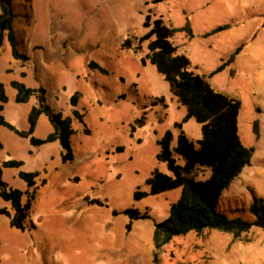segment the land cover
Listing matches in <instances>:
<instances>
[{
    "label": "rangeland",
    "instance_id": "1",
    "mask_svg": "<svg viewBox=\"0 0 264 264\" xmlns=\"http://www.w3.org/2000/svg\"><path fill=\"white\" fill-rule=\"evenodd\" d=\"M13 9L18 48L28 59H13L7 41L0 49V83L7 96L1 113L16 129L27 130L37 100L16 102L10 81L43 85L47 103L72 120L74 158L62 162L58 140L34 146L0 126V162L23 161L20 168L3 169L4 181L25 190L18 171H39L24 228L0 215V264H264V230L259 228L249 233V242L211 229L174 237L155 250L154 226L167 216L179 189L133 197L135 190H148L145 179L153 170L167 171L157 159V141L166 130L171 147L180 131L194 142L201 137L193 118L175 125L185 117V106L155 66L140 60L147 53V41L139 42L147 14L175 27L188 18L194 38L177 32L171 40L188 55L194 72L209 73L243 44L231 65L233 74L227 68L210 80L216 90L240 99V140L253 146L254 154L217 208L230 217L254 219L252 192L264 199V0H15ZM225 23L228 29L203 36ZM127 38L131 47L122 48ZM90 61L108 73L91 69ZM76 92L82 122L72 115L70 97ZM140 117L143 123L137 125ZM255 118L258 138L252 131ZM52 131L41 114L33 135L44 138ZM119 146L123 149L116 151ZM94 199L106 205L91 203ZM0 207L12 212L2 199ZM126 208L148 217L132 221L127 230L128 216L112 213Z\"/></svg>",
    "mask_w": 264,
    "mask_h": 264
},
{
    "label": "trees",
    "instance_id": "2",
    "mask_svg": "<svg viewBox=\"0 0 264 264\" xmlns=\"http://www.w3.org/2000/svg\"><path fill=\"white\" fill-rule=\"evenodd\" d=\"M14 1L0 0V49L7 41L11 57L15 60L26 61L28 56L21 53L18 48ZM143 27L146 31L139 38V42L147 41V53L140 58L141 63L144 65L146 61H149L154 65L158 73L170 85L179 103L186 108L185 117L175 125L180 128L184 121L193 118L201 128V137L196 142L180 131L173 147H171V132L166 130L161 139L157 141L159 147L157 159L165 163L167 171L153 170L145 179L148 190L134 191V199L139 200L149 195L179 189L178 197L169 204L167 216L154 226L152 235L154 249L160 250L174 237L190 232L201 235L204 231L211 229L230 234L234 241L249 242L251 241L249 233L258 228L264 230V199L252 192L249 210L254 215L253 220L230 217L219 211L217 205L224 191L250 164L254 147L246 146L240 140L238 131L240 99L216 90L210 82L214 75L227 68L230 69V74H233L231 65L243 49V44L238 45L209 73L200 74L191 69L192 64L188 55L179 52L178 46L171 40L177 32H184L189 39L194 38L195 33L188 18L184 25L175 27L165 24L161 17L151 19V15L147 14ZM229 27V23L218 25L204 33L203 36L207 37ZM121 47H131L130 40L125 39ZM139 48L140 43L133 47L134 51ZM88 66L103 74L108 73L105 68L94 61H90ZM20 75L25 74L20 72ZM10 84L16 90L14 97L16 102L25 103L35 96L37 103L32 106L28 114V129L25 131L16 129L5 120L1 113L7 96L3 83H0V126H5L16 134L28 138L34 146L58 140L62 147V162L72 161L74 153L71 136L75 130L72 127L71 118L64 116L60 110L54 109L47 103L46 88L43 85L31 87L17 80H11ZM77 97V92L70 97V104L73 106L72 115L82 122L83 113L75 108ZM41 114L47 115L53 126V131L44 138L33 135L37 119ZM136 123L141 125L143 117L137 118ZM134 127L131 126L132 131ZM84 131L88 132V129ZM252 131L258 138V118L252 122ZM122 149V146L116 147V151ZM173 153L181 158L182 163L177 161ZM22 165L23 161L16 159L0 162V199L8 202L12 209L10 212L6 207H0V215L7 216L10 225L19 229L24 228L31 202L34 200L39 171L21 169L18 171V176L26 183V189L21 190L9 186L4 181L3 169L6 167L20 168ZM90 202L106 205L97 199L90 200ZM112 213L114 215L123 213L128 216L129 220L125 225L127 230L130 229L132 221L148 217L146 213H140L133 208H126L122 211L113 209Z\"/></svg>",
    "mask_w": 264,
    "mask_h": 264
},
{
    "label": "crops",
    "instance_id": "3",
    "mask_svg": "<svg viewBox=\"0 0 264 264\" xmlns=\"http://www.w3.org/2000/svg\"><path fill=\"white\" fill-rule=\"evenodd\" d=\"M223 71H224V70H223ZM210 82H211V80H210ZM38 85H39V84H38ZM38 85H37V86H38ZM35 86H36V84H35L33 87H35Z\"/></svg>",
    "mask_w": 264,
    "mask_h": 264
}]
</instances>
